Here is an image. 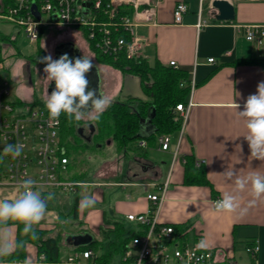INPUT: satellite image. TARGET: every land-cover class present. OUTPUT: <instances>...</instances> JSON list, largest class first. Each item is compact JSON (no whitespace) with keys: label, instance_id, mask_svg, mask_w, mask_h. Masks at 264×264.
I'll return each instance as SVG.
<instances>
[{"label":"crops","instance_id":"obj_1","mask_svg":"<svg viewBox=\"0 0 264 264\" xmlns=\"http://www.w3.org/2000/svg\"><path fill=\"white\" fill-rule=\"evenodd\" d=\"M148 1L158 3L159 7L155 25L138 27V32L148 40L144 49L146 61L150 65L160 62L167 67L171 62H175L174 68L188 72L191 82L195 83L187 98V104L192 102V106L182 138L180 140L181 132L171 135L169 150H162L159 139L144 146L142 142L146 139H141V149H145L146 154H117L111 145V159L106 166H110V169L109 172L106 169V180L81 185L86 187L82 197L78 195L77 218L74 219L72 215L73 204L70 205L65 199V203L57 207L48 204L46 215L36 228L46 231L50 237H55L60 232V227H64L62 264H72L69 263L71 257L85 252L77 250V247L86 244L76 245V237H88V243L101 241L103 233L109 229L113 230L116 222L123 221L125 225H129L127 216L146 213L151 206L148 194L158 193L159 188L168 183L160 207L159 221L161 225L173 226L179 230L173 236L176 245L210 250L215 264H264V196L249 206V202L254 199L250 194V185L245 191L236 193L234 183L226 180L223 175L228 168L234 169L241 176H246L252 171L264 174V161L250 157L248 142L244 138L247 133L245 121L237 114L243 110L247 97L256 93L258 83L264 81V50L248 42L243 30L247 25H264V0H229L235 7V20L232 22L216 19L217 11L211 6V0ZM180 1L188 3L189 11L184 15L181 24H175L174 10ZM200 10L201 23L206 22L201 25ZM1 26L15 29L8 24ZM44 31L45 29L40 40ZM18 34L13 36L12 30L0 29V40L15 43ZM78 34L76 36L67 31L48 50L39 48L36 56L31 57L32 60L40 55V49L45 51L46 56L51 55L55 59L56 51L61 49V46H69L79 57L85 54L93 58V64L96 66L94 69L98 75V93L109 97L108 82L111 77L116 80L115 90L128 95L118 101L128 98L148 100L138 76L101 63L83 33L79 30ZM6 46L8 48V45ZM13 55L15 53L7 58L11 59ZM7 58L4 59V71ZM42 58L43 56L39 61ZM212 58L215 62L210 63L208 60ZM30 60L27 61L28 71ZM13 76L11 79H4L10 83L21 80L20 77ZM132 81L138 84L134 94L131 90H126L127 84ZM50 84L51 82L46 83L43 91L45 97L47 93L50 94ZM15 87L17 88L16 85L11 87L14 96L12 100L22 104L36 103L29 90L24 94L23 86L16 90ZM234 101L241 105L240 109L237 110L233 106ZM113 102L117 101L112 100ZM160 154L167 155V160H157L156 156ZM186 157H193L195 165H203L206 183H185ZM70 163L73 164L72 159ZM88 187L123 190H117L106 207H98L97 203L104 200V195L100 197V190H88ZM224 193L238 195L240 208L235 212H217L214 209L213 202L220 199ZM17 195L15 189L0 186V199L12 200ZM86 197L92 198L95 203L90 207H82ZM243 209L246 211H242ZM10 230L13 240H16L17 226L11 227ZM201 240L206 241V247L199 246ZM253 242H258L259 245V252L255 257L246 251L247 246ZM27 251L28 258L37 264H44L39 261L35 246L29 244ZM76 264L91 263L80 256ZM113 264H131V260Z\"/></svg>","mask_w":264,"mask_h":264},{"label":"built area","instance_id":"obj_2","mask_svg":"<svg viewBox=\"0 0 264 264\" xmlns=\"http://www.w3.org/2000/svg\"><path fill=\"white\" fill-rule=\"evenodd\" d=\"M125 5L132 10L123 14ZM158 7V3L148 0H110L108 3L104 0H0V24L23 30L32 43L40 40L43 29L47 27L75 28L83 35L86 33L85 39L100 55L114 61L125 57L139 62L146 60L144 49L148 40L138 32V27L155 25ZM188 11L187 2H178L174 10L175 24H181ZM201 11L199 25L206 23H201ZM35 13H39L40 18ZM243 30L248 42L264 50V25H247ZM208 61L215 62L213 58ZM170 65L174 67L175 62ZM4 70L5 60L0 52V146L3 151L7 145L21 143L24 149L15 159L3 151L0 186L11 187L18 192L21 181L33 179L37 188L45 194L56 189L72 191L83 185L65 177L71 158L61 143V118H50L48 111L37 103L22 104L10 99V82L1 76ZM194 87L192 81L191 90ZM191 106L192 102H189L177 105L175 109V120L182 122L180 140ZM159 143L162 150H169L171 135L159 137ZM144 145L145 142H142ZM196 165L200 167L202 164ZM167 187L168 183H165L158 193L148 194L151 206L146 213L127 216L128 223L144 232L132 240L124 262L131 260V264H137L142 259L143 264H215L212 251L176 245L173 237L175 228L160 224V207ZM246 251L255 257L259 252L258 242L248 245ZM93 255V251L87 250L71 257L69 263L76 264L80 256L89 259ZM0 264L19 263L3 261Z\"/></svg>","mask_w":264,"mask_h":264},{"label":"trees","instance_id":"obj_3","mask_svg":"<svg viewBox=\"0 0 264 264\" xmlns=\"http://www.w3.org/2000/svg\"><path fill=\"white\" fill-rule=\"evenodd\" d=\"M109 1L104 0V3ZM131 10L128 5H125L122 8V13L125 14ZM84 36L86 37V33H84ZM90 47L94 50L92 44H90ZM95 53L101 63L112 66L124 73L138 76L141 79L148 100L129 98L125 101L113 102L100 119L94 122L69 121L66 115L61 114V143L66 148L67 155L70 158L82 148L85 150L90 149V147L102 149L110 145L114 146L117 154L128 155L131 152L146 154L147 151L141 149L143 148L141 146L142 140L138 137V133L141 121L147 119L150 114L156 132L145 140V144L155 143L163 135H175L181 131L182 122L181 120H175V109L177 105H187V98L191 92V80L188 72L176 69L171 65L164 66L160 62L150 65L146 60L135 62L125 57L114 61L110 57L100 55L97 51ZM39 54L38 57L32 60L33 62H38L44 54L42 49H40ZM85 126L89 129L90 135L86 139V144H82V130ZM2 155L3 151L0 146V159ZM71 164L68 165V171L74 166V164ZM184 167L186 184H204L207 182L203 165L196 167L193 157L185 158ZM83 178L84 174L82 173L72 175L68 179L72 182L88 183ZM78 209L79 196H76L72 207L74 219L78 216ZM17 228L16 240H24L26 243L23 248L17 249L11 257L3 261L21 263L27 258V246L30 244L36 247L38 259L41 255L46 256V260L43 261L44 264L63 263L64 227H60V232L55 237H50L46 231L36 228L39 237L37 240L24 237L20 227ZM178 231L175 229V233H178ZM143 232V230L130 223L125 225L123 221H119L114 224L113 230L109 229L103 233V240H94L77 247V250L93 251L94 255L88 259L91 264L123 262L132 240Z\"/></svg>","mask_w":264,"mask_h":264},{"label":"clouds","instance_id":"obj_4","mask_svg":"<svg viewBox=\"0 0 264 264\" xmlns=\"http://www.w3.org/2000/svg\"><path fill=\"white\" fill-rule=\"evenodd\" d=\"M45 64L43 69L48 82L55 83L51 94L47 93L45 108L50 118L58 120L61 114L67 116L69 121H98L102 114L110 107V97L98 93L97 89L89 87L87 73L94 67L93 58L86 56L70 58L66 53L58 59L51 55L41 59ZM238 110L241 105L233 102ZM245 121L247 130L244 136L250 149V157L264 161V81L257 85L256 93L250 94L243 104V110L237 112ZM24 145L16 143L7 145L3 149L5 154H10L13 159L18 158ZM226 180L234 183V191L240 193L250 185V194L254 198L249 206L264 196V174L252 171L246 176L238 175L234 169H226L223 173ZM54 193L43 194L33 179H25L19 185L18 195L12 199H0V261L11 257L17 249L24 247L26 241L13 240L11 227H20L24 237L37 240L39 237L36 226L44 219L48 210V202L54 199ZM95 201L86 197L82 207H90ZM217 212H235L240 208L238 195L224 193L220 199L213 202ZM242 211H246L243 209ZM200 247H206V241L201 240ZM46 260L41 255L39 261ZM21 264H37L31 258H25ZM137 264H143L138 260Z\"/></svg>","mask_w":264,"mask_h":264},{"label":"rangeland","instance_id":"obj_5","mask_svg":"<svg viewBox=\"0 0 264 264\" xmlns=\"http://www.w3.org/2000/svg\"><path fill=\"white\" fill-rule=\"evenodd\" d=\"M1 30H12L13 36H17L18 32V39L17 42L13 43V41H4L0 40V46L2 47V50H0L3 58H7L8 55L15 53L13 57L7 58L6 63V71H4L1 76L2 78L11 79L13 75L20 77V81L17 83H14L13 81L10 83V86H17L16 89L21 88V86L24 87L23 92L24 94H27V91L29 90L31 92V96L34 97L33 101L36 102L39 106L45 108V94L43 93L46 83L48 82L46 78V74L44 73L43 69L45 67V64L41 63V60L38 62H33L31 57L36 56L39 48H43L45 50H48L51 45H54L56 42L59 41L60 37L65 35L67 31H71L74 35L78 36L79 30L75 28H58V27H47L42 35L41 40L39 43H32L27 38L26 34L23 32V30H19V28L11 29L6 26H1ZM8 45V48L7 46ZM7 50V52H6ZM43 57L46 56L45 51H43ZM31 59L30 61V71L27 69V61ZM6 60V59H5ZM14 77V76H13ZM31 82V84H30ZM116 80L113 78L109 79L108 82V88H109V97L111 100H123L125 97H128V95L123 92L121 93L115 90ZM138 87V84L135 81L129 82L126 86V90H131L133 94L136 92V88ZM112 94V95H111ZM133 96V95H132ZM14 96L11 93L10 99H13ZM129 99V98H128ZM28 104V103H27ZM46 109V108H45ZM85 122H88V120H84ZM82 144H86L87 137L89 138L90 131L85 126V128L82 130ZM85 139V140H84ZM88 143V142H87ZM111 146V145H110ZM110 146H106L102 149L93 148L90 147V149L85 150L82 148L78 153L73 155L71 159L73 160L74 166L73 168L66 173L67 178H69L72 175H78V174H84L83 180H86L88 182H102L105 181V172L106 169L109 172V167L107 168V164L110 161L111 156V148ZM152 152V151H150ZM167 155L160 154L157 155V160H167ZM170 162V160L168 161ZM107 172V173H108ZM69 180V179H68ZM86 186H81L78 189L72 191H64L63 189H56L51 190L48 193H54V199L49 201L48 204L53 205V207H57L59 204L65 203L66 200L70 202V205H72L76 199V196L82 197V193L84 192ZM90 189L88 190H100V197L104 195V200L98 201L97 203L98 207H106L109 203V199L111 200V196H114V193L117 190H123V188H106V187H88ZM87 190V189H86ZM46 193V195L48 194ZM103 194V195H102ZM66 199V200H65ZM27 258H28V251H27Z\"/></svg>","mask_w":264,"mask_h":264},{"label":"water","instance_id":"obj_6","mask_svg":"<svg viewBox=\"0 0 264 264\" xmlns=\"http://www.w3.org/2000/svg\"><path fill=\"white\" fill-rule=\"evenodd\" d=\"M211 6L217 11L216 19L218 21L232 22L235 20V7L229 0H211ZM37 18H40L39 13H35ZM61 49L56 51V59L61 55L67 54L70 58H77L79 55L70 49L69 46H61ZM87 79L89 80V87L97 89L98 91V75L96 69H92L87 73ZM55 87L54 81L50 84V94ZM99 92V91H98ZM152 112V111H151ZM154 113V112H153ZM156 132L155 126L152 124V115L150 114L147 119L141 121L140 131L138 137L141 139H147ZM90 238L76 237V245L87 244Z\"/></svg>","mask_w":264,"mask_h":264},{"label":"flooded vegetation","instance_id":"obj_7","mask_svg":"<svg viewBox=\"0 0 264 264\" xmlns=\"http://www.w3.org/2000/svg\"><path fill=\"white\" fill-rule=\"evenodd\" d=\"M56 59V58H55Z\"/></svg>","mask_w":264,"mask_h":264}]
</instances>
